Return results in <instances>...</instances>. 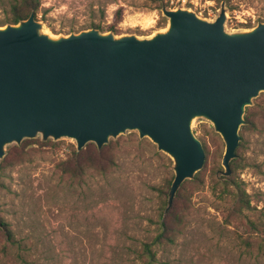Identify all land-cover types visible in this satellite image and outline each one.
I'll list each match as a JSON object with an SVG mask.
<instances>
[{
    "label": "rangeland",
    "instance_id": "374dc122",
    "mask_svg": "<svg viewBox=\"0 0 264 264\" xmlns=\"http://www.w3.org/2000/svg\"><path fill=\"white\" fill-rule=\"evenodd\" d=\"M223 3L229 32L264 22V0H163L161 8L152 0H42L37 19L55 37L99 24L105 30L96 29L103 33L146 38L167 27L163 6L188 8L213 21ZM5 15L0 0V20ZM244 118L231 175L249 195L253 209L248 215L258 233L244 218L232 215L230 197L220 198L223 186L216 183L225 170V142L211 121L195 118L192 128L207 147V160L196 173L199 177L187 179L191 181L174 198L172 207L182 219L175 243L156 247L158 264H264V91L246 108ZM87 144L83 160L96 156L104 170L91 164L74 179L62 175L63 162L77 150L72 138L38 136L7 146L0 216L11 223L19 246L6 249L0 235V264H21L22 258L26 264H132L141 243L159 232L158 222L170 211L165 212L169 194L165 197L162 190L175 176L172 158L135 130L112 137L101 155L95 153L94 142Z\"/></svg>",
    "mask_w": 264,
    "mask_h": 264
},
{
    "label": "water",
    "instance_id": "95a60500",
    "mask_svg": "<svg viewBox=\"0 0 264 264\" xmlns=\"http://www.w3.org/2000/svg\"><path fill=\"white\" fill-rule=\"evenodd\" d=\"M163 31L117 36L93 28L55 37L32 13L0 26V161L9 144L67 137L81 150L102 149L128 130L148 137L173 160L165 212L187 179L204 167L195 118L212 122L232 173L246 108L264 91V22L226 30L188 8L162 7Z\"/></svg>",
    "mask_w": 264,
    "mask_h": 264
},
{
    "label": "trees",
    "instance_id": "16d2710c",
    "mask_svg": "<svg viewBox=\"0 0 264 264\" xmlns=\"http://www.w3.org/2000/svg\"><path fill=\"white\" fill-rule=\"evenodd\" d=\"M3 6H5L6 15L3 19L0 20V25L6 24H17L21 20L28 18L32 13L35 14L36 18L41 9L42 0H2ZM157 3V8H161L163 0H152ZM116 15L121 17V11L118 10ZM118 17V18H119ZM96 28L104 31L105 27L101 25L94 24ZM110 29L116 32L115 25L110 26ZM204 144V148L206 151V160L208 155L207 147ZM97 146V145H96ZM13 148V147H12ZM10 148V156L13 155V150ZM18 149L19 147L16 146ZM87 147L82 148L81 150H73V156L70 161L63 162L62 164V175L67 176L69 179L80 178L88 165L94 164L96 169L104 170L101 166L100 159L96 156H89L87 161L83 160V156L86 155L88 151ZM23 151V150H22ZM97 155L102 154V149L97 147L95 151ZM238 159L232 160V165L237 163ZM9 164V154L5 158H3L0 162V175L2 176L5 173V170ZM198 175V176H197ZM196 175V178L199 177V174ZM191 180H186L181 188L178 191L177 198L181 195V192L184 188V184L190 182ZM172 180L168 182L167 190L163 193L165 197L168 196L170 188H171ZM218 185H222L223 187L219 190L220 198L230 197L233 208L231 210L232 215H237L238 217L244 218L246 220L247 226L250 227L251 230L257 232V225L254 220H252L248 213L252 211L253 206L251 204L249 195L246 190L242 188L241 184L236 178L235 173L230 174L229 176H223L222 179L217 181ZM216 191V188H214ZM167 201H165L166 205ZM170 211L167 213L166 217H164L158 222V230L159 232L155 235L152 241L150 242H142L141 245L136 250V259L137 262L132 264H158V251L156 247L162 245L173 244L177 238L178 228L176 227L177 222L181 221L182 216L179 217L175 214V207L169 209ZM163 216V214H162ZM0 235L3 237L5 248L18 247L19 243L16 238L15 232L11 226V223L7 221L5 218L0 216ZM7 249V248H6ZM260 249H262L260 247ZM21 264H26V260L22 258Z\"/></svg>",
    "mask_w": 264,
    "mask_h": 264
}]
</instances>
